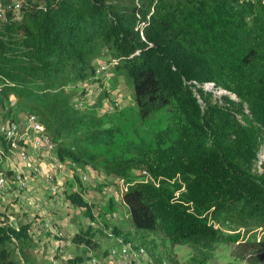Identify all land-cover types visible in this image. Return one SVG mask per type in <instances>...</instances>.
I'll return each mask as SVG.
<instances>
[{
	"label": "trees",
	"instance_id": "16d2710c",
	"mask_svg": "<svg viewBox=\"0 0 264 264\" xmlns=\"http://www.w3.org/2000/svg\"><path fill=\"white\" fill-rule=\"evenodd\" d=\"M99 60H114L111 70L132 87L142 122L163 119L150 138L129 137L119 123L80 110L86 91L78 98L73 86L98 79ZM0 88L4 117L12 115V94L42 109V117L33 113L61 160H96L103 149L111 153L102 161L109 173L146 174L123 194L135 232L113 233L148 252L153 247L151 259L162 261L164 252L147 233L161 231L203 252L240 241L216 227L222 216L264 225L262 0H22L0 19ZM70 198L91 213L81 194ZM33 228L30 221L0 222V264H40ZM87 232L77 238L95 248Z\"/></svg>",
	"mask_w": 264,
	"mask_h": 264
},
{
	"label": "rangeland",
	"instance_id": "374dc122",
	"mask_svg": "<svg viewBox=\"0 0 264 264\" xmlns=\"http://www.w3.org/2000/svg\"><path fill=\"white\" fill-rule=\"evenodd\" d=\"M250 1L258 2L259 0ZM262 1L264 2V0ZM98 62L109 65L105 60ZM112 67L108 66L102 77L96 81L97 84L101 83L104 87L103 91L93 99L94 101H89L86 108L80 110L93 111L97 116L104 117L106 121H111L114 124L119 123L129 137L150 138V129L154 125L164 124L163 119L159 114H156L150 120L141 121L137 115L132 87L127 84L123 76L113 74ZM209 85L211 84L206 83L202 86L218 96L225 94H220L221 89H215L214 86ZM113 87H118L119 92H112ZM73 89L77 92L78 98L84 90L85 93L88 92L85 83H78L73 86ZM229 94L236 99L234 94ZM10 100L15 102L12 118L22 119L26 113L31 112L42 115L40 107H31V100L18 98L14 94L8 99L9 104H11ZM121 141L122 146L127 142L125 139H121ZM0 145V169L9 175L15 166L27 173V168L22 165L17 155L8 150V143ZM16 153L20 154L19 151ZM97 153L98 159L96 160L90 159L88 155L82 156L78 162L70 157H65V160H62L66 164V171L62 173L58 171L55 174V183L59 184L62 193L65 192L61 198L50 194L42 185L41 178L37 177L32 179L33 181L37 180V185L28 195V202L24 203L22 207L18 204V198L11 197V189L9 196L0 199V205L2 204L0 222L2 223L18 225L20 222L30 221L35 226L50 221L59 225V231L64 234L61 237L53 236L52 231L35 234L36 246L33 252L40 264H68V259L74 257H82L78 264H93L89 256L90 253H95L101 264H129L111 260L105 251L111 245L120 246L124 240L122 234L118 236L113 233L115 228L123 232H135L129 208L123 201V194L132 183L145 180L147 176L144 172L134 169L127 170L120 175L111 174L102 162L104 159H108L111 153L103 149H98ZM42 169L45 170V167L42 166ZM25 175L29 183L30 178L27 174ZM84 176L87 178L85 179ZM74 192L81 194L86 199L91 213L72 202L70 193ZM215 224L225 234H239L240 241H220L212 249L200 252L189 242L174 244L164 233L155 231L147 233L148 241L153 240L156 250L164 252V256L162 261H159L158 256H154V258L152 256V259L148 260L146 264H264V225L239 222L227 216L220 217ZM89 227L91 230H88ZM84 232H87V236H91L97 243L95 248H89L83 239L77 238V235L81 234L80 236H82V233L85 234ZM84 238L86 239V237ZM249 241L260 242L263 245L256 249L251 248L248 245ZM59 245L61 246L59 247ZM152 248L148 252L149 257ZM258 256L263 258L258 260Z\"/></svg>",
	"mask_w": 264,
	"mask_h": 264
},
{
	"label": "built area",
	"instance_id": "2783aa9c",
	"mask_svg": "<svg viewBox=\"0 0 264 264\" xmlns=\"http://www.w3.org/2000/svg\"><path fill=\"white\" fill-rule=\"evenodd\" d=\"M22 0H11L5 3L0 1V19L4 18L7 10L16 11L21 8ZM109 65H104L101 62L96 64V80L90 79L87 81L86 89L87 93L82 99H78V106L80 108L86 107L89 101L99 95L104 87L97 84V80L102 77V74L106 71L108 66H113L114 60L107 61ZM8 80L3 79V84ZM213 84V83H209ZM1 91V88H0ZM112 92H119L118 87H113ZM89 96V97H88ZM11 106L15 105V102L10 100ZM7 109H3L0 106V136L5 138L8 143V150L13 152L19 158V161L24 167L29 170V173L23 172L19 167H13L10 175L0 170V197H7L10 195V189L12 190V198H18V204L25 203L24 191L29 187V183L26 180V175L33 173L36 177L41 178L42 185L46 188L50 194L55 197H63L62 189L58 183H55V174L66 171V164L63 162L57 154V145L51 134L46 130L45 125L40 120L36 113H26L22 119L4 117L3 112ZM1 144V142H0ZM1 151V145H0ZM19 151V155L16 153ZM42 156V158H40ZM48 158L51 163V170L48 171L42 169L43 158ZM21 167V166H20ZM43 170V171H42ZM86 179L87 176H84ZM59 225L55 222L45 221L40 225H35L33 233L52 231L53 236L61 237L63 232L59 231ZM61 245H59L60 247ZM108 258L111 260L123 261L129 264H146L149 257L148 251L144 246H137L132 242H126L122 240L120 246L112 245L108 248ZM60 250H63L60 248ZM93 261V264H101L94 254H89Z\"/></svg>",
	"mask_w": 264,
	"mask_h": 264
},
{
	"label": "crops",
	"instance_id": "0c3cea01",
	"mask_svg": "<svg viewBox=\"0 0 264 264\" xmlns=\"http://www.w3.org/2000/svg\"><path fill=\"white\" fill-rule=\"evenodd\" d=\"M103 62V61H102ZM43 166L45 167V171L47 170H51V163L49 162V160H48V158L46 157V160H43ZM28 172L27 173H29L30 171L29 170H27ZM33 177H32V176ZM31 175H28L29 176V178H30V181H29V187L24 191V193H23V195H24V199H25V203H27L28 201L27 200H29V197H28V195L29 194H31V192H33V188L35 189V186L37 185V183H36V181L37 180H32V179H36L37 177L35 176V175H33V173H31ZM0 199L2 200V197H0ZM22 205H23V203H21V204H19V206H21L22 207ZM0 207H2V204L0 205ZM112 246V245H111ZM90 252H92V251H90Z\"/></svg>",
	"mask_w": 264,
	"mask_h": 264
},
{
	"label": "bare ground",
	"instance_id": "6f19581e",
	"mask_svg": "<svg viewBox=\"0 0 264 264\" xmlns=\"http://www.w3.org/2000/svg\"><path fill=\"white\" fill-rule=\"evenodd\" d=\"M210 86H213V84L212 85H210ZM212 89V88H211ZM219 93L220 94H223V93H227V91L226 90H224V89H221L220 91H219Z\"/></svg>",
	"mask_w": 264,
	"mask_h": 264
},
{
	"label": "water",
	"instance_id": "95a60500",
	"mask_svg": "<svg viewBox=\"0 0 264 264\" xmlns=\"http://www.w3.org/2000/svg\"><path fill=\"white\" fill-rule=\"evenodd\" d=\"M229 93H231V92L227 91V94H228V95H230ZM225 94H226V93H225Z\"/></svg>",
	"mask_w": 264,
	"mask_h": 264
}]
</instances>
